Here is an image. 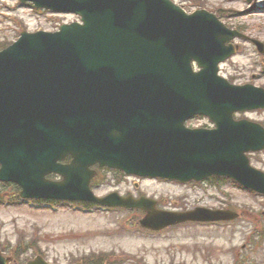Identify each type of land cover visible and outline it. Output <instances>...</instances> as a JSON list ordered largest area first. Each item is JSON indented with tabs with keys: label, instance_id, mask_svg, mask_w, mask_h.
Here are the masks:
<instances>
[{
	"label": "water",
	"instance_id": "water-1",
	"mask_svg": "<svg viewBox=\"0 0 264 264\" xmlns=\"http://www.w3.org/2000/svg\"><path fill=\"white\" fill-rule=\"evenodd\" d=\"M31 1L80 14L84 23L23 33L0 53V180L20 183L26 197L144 208L141 224L153 230L237 215L96 199L91 165L183 182L228 176L264 194V173L246 156L264 149V128L233 119L236 111L264 108V89L218 77V64L234 53L226 42L236 33L214 14L188 15L171 0ZM193 60L201 71H193ZM197 114L216 128H187ZM69 155L72 163H59ZM53 172L63 181H47ZM0 264H6L1 257Z\"/></svg>",
	"mask_w": 264,
	"mask_h": 264
},
{
	"label": "rangeland",
	"instance_id": "rangeland-1",
	"mask_svg": "<svg viewBox=\"0 0 264 264\" xmlns=\"http://www.w3.org/2000/svg\"><path fill=\"white\" fill-rule=\"evenodd\" d=\"M174 1L189 12L201 9L202 5L218 14L229 28L241 29L264 43V0L251 3L247 0ZM77 20L78 16L36 10L18 0H0V50L3 45L16 41L22 31H56L62 24ZM236 42L241 44V51L221 66L222 75L236 78L237 83L250 82L264 87V54L252 44ZM236 117L264 124V110L239 113ZM208 123V120L196 119L189 125ZM251 162L264 171V152L251 155ZM113 176L107 174V179ZM104 183L96 191L97 195L130 189L134 194L147 193V197L159 200L160 209L168 211L220 206L211 197H219L225 188L229 190L228 195L220 198L236 205L241 217L222 225L189 224L148 233L137 231L134 223L130 225L131 220L127 219L135 214L128 211L86 212L74 205L0 203V248L11 247L8 252L11 254L17 245L21 250L37 245L44 250L48 261L57 264H70L86 254L96 260H118L121 264H264V197L231 183L215 189L210 185L131 178L129 186H120V190ZM13 192V187L0 185V193L5 197ZM29 255L31 251L21 259Z\"/></svg>",
	"mask_w": 264,
	"mask_h": 264
},
{
	"label": "trees",
	"instance_id": "trees-1",
	"mask_svg": "<svg viewBox=\"0 0 264 264\" xmlns=\"http://www.w3.org/2000/svg\"><path fill=\"white\" fill-rule=\"evenodd\" d=\"M87 264H114L111 260H107V259H103V260H99L96 263L93 261H88Z\"/></svg>",
	"mask_w": 264,
	"mask_h": 264
},
{
	"label": "flooded vegetation",
	"instance_id": "flooded-vegetation-1",
	"mask_svg": "<svg viewBox=\"0 0 264 264\" xmlns=\"http://www.w3.org/2000/svg\"><path fill=\"white\" fill-rule=\"evenodd\" d=\"M124 182H126V181H124ZM127 185H128V183H127ZM129 186V185H128ZM124 194H127V192H124Z\"/></svg>",
	"mask_w": 264,
	"mask_h": 264
}]
</instances>
